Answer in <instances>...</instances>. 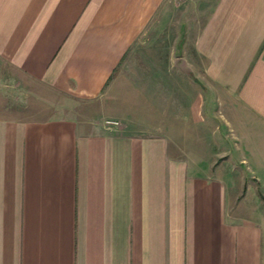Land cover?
I'll list each match as a JSON object with an SVG mask.
<instances>
[{
	"label": "crops",
	"instance_id": "0c3cea01",
	"mask_svg": "<svg viewBox=\"0 0 264 264\" xmlns=\"http://www.w3.org/2000/svg\"><path fill=\"white\" fill-rule=\"evenodd\" d=\"M165 1L0 0V60L99 97ZM200 35L230 99L217 159L166 127L0 116V264H264V0H219Z\"/></svg>",
	"mask_w": 264,
	"mask_h": 264
},
{
	"label": "rangeland",
	"instance_id": "374dc122",
	"mask_svg": "<svg viewBox=\"0 0 264 264\" xmlns=\"http://www.w3.org/2000/svg\"><path fill=\"white\" fill-rule=\"evenodd\" d=\"M218 2L166 0L96 98L55 96L0 60V116L39 119L60 114L133 135L166 127V134L187 144L183 151H208L217 159L221 113L230 99L224 101L219 88H210L204 76L206 54L194 40ZM207 123L213 130H207ZM211 137L215 144L206 145Z\"/></svg>",
	"mask_w": 264,
	"mask_h": 264
}]
</instances>
